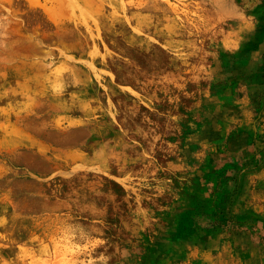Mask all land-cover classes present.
Here are the masks:
<instances>
[{"label":"rangeland","instance_id":"obj_1","mask_svg":"<svg viewBox=\"0 0 264 264\" xmlns=\"http://www.w3.org/2000/svg\"><path fill=\"white\" fill-rule=\"evenodd\" d=\"M0 264H264V0H0Z\"/></svg>","mask_w":264,"mask_h":264}]
</instances>
